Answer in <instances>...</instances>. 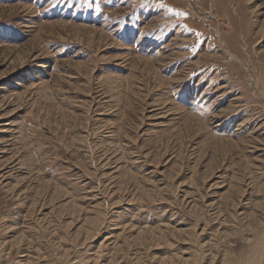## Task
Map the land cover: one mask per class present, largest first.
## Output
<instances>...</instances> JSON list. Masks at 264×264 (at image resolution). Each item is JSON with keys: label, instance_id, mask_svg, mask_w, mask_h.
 <instances>
[{"label": "rangeland", "instance_id": "rangeland-1", "mask_svg": "<svg viewBox=\"0 0 264 264\" xmlns=\"http://www.w3.org/2000/svg\"><path fill=\"white\" fill-rule=\"evenodd\" d=\"M0 264H264V0H0Z\"/></svg>", "mask_w": 264, "mask_h": 264}]
</instances>
